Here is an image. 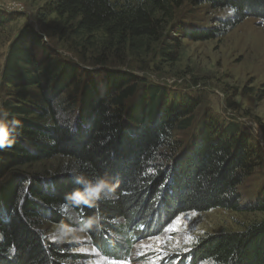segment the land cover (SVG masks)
<instances>
[{
    "label": "trees",
    "instance_id": "obj_1",
    "mask_svg": "<svg viewBox=\"0 0 264 264\" xmlns=\"http://www.w3.org/2000/svg\"><path fill=\"white\" fill-rule=\"evenodd\" d=\"M185 1L231 12L216 27L185 29L183 37L196 42L224 36L250 18L264 21V0H53L50 10L77 33H102L113 48L132 51L139 42H162ZM88 73L30 26L10 46L1 77L13 91L3 103L10 129H3L0 143V177H11L0 189V264H71L69 247L51 242L41 229L44 221L68 225L65 208L81 217L95 242L113 240L118 229L150 233L184 213H264V198L245 206L239 194L259 164L240 123L223 128L205 121L177 156L181 144L174 133L193 126L198 101L170 105L159 86L136 101L138 76L110 70L98 84ZM59 156L70 163L48 180L17 172ZM97 178L110 189L99 198L85 183ZM183 258L189 264H264V220L241 232L201 237Z\"/></svg>",
    "mask_w": 264,
    "mask_h": 264
},
{
    "label": "rangeland",
    "instance_id": "obj_2",
    "mask_svg": "<svg viewBox=\"0 0 264 264\" xmlns=\"http://www.w3.org/2000/svg\"><path fill=\"white\" fill-rule=\"evenodd\" d=\"M52 1L0 0L3 21H0V129H10L3 121V103L13 91L2 86L3 67L12 42L20 31L30 26L43 33L49 47L66 61H75L85 73H93L91 76L98 84L106 81L105 71L119 69L138 76L136 101L145 96L149 86L165 89L168 103L176 107L198 101L193 126L174 133V140L181 144L177 156L191 147L205 121L211 119L223 128L229 123H240L259 153V164L239 194L245 206L264 198V21L250 18L224 36L196 42L183 37L185 29L216 27L231 12L185 1L175 11L162 42L153 45L139 42V46L129 51L113 48L102 33L94 36L77 33L73 24L51 12ZM164 51L171 52L173 58L166 57ZM69 163L70 159L59 156L20 166L17 172L45 181L62 172ZM10 177H0V189ZM6 192L10 195L13 190ZM64 214L68 225L44 221L41 229L51 242L69 247L74 256L71 264H189L182 256L189 255L201 237L241 232L264 220V213L257 212L224 209L191 212L179 215L155 232L138 228L129 235L130 229L123 232L118 229L113 240L104 238L95 242L76 212L65 208Z\"/></svg>",
    "mask_w": 264,
    "mask_h": 264
},
{
    "label": "clouds",
    "instance_id": "obj_3",
    "mask_svg": "<svg viewBox=\"0 0 264 264\" xmlns=\"http://www.w3.org/2000/svg\"><path fill=\"white\" fill-rule=\"evenodd\" d=\"M78 182H80V179L78 178ZM87 191L93 195H95L97 198H99V195L102 192L110 191V189L107 188V182L105 178H97L94 182L88 181L85 182Z\"/></svg>",
    "mask_w": 264,
    "mask_h": 264
},
{
    "label": "snow or ice",
    "instance_id": "obj_4",
    "mask_svg": "<svg viewBox=\"0 0 264 264\" xmlns=\"http://www.w3.org/2000/svg\"><path fill=\"white\" fill-rule=\"evenodd\" d=\"M3 140V130L0 129V143H2ZM77 199H79V197H77ZM85 203H87V201H85ZM189 239H191V237H189Z\"/></svg>",
    "mask_w": 264,
    "mask_h": 264
}]
</instances>
